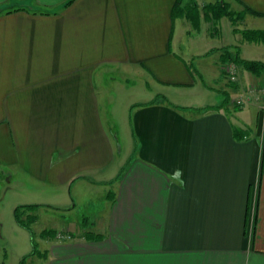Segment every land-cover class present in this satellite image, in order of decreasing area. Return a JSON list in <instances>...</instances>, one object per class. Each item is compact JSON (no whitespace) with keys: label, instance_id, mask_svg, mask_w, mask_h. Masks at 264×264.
Returning a JSON list of instances; mask_svg holds the SVG:
<instances>
[{"label":"crops","instance_id":"obj_1","mask_svg":"<svg viewBox=\"0 0 264 264\" xmlns=\"http://www.w3.org/2000/svg\"><path fill=\"white\" fill-rule=\"evenodd\" d=\"M175 1L0 0V170L58 199L27 203L77 209L46 235L45 264H264V110H197L222 94L204 99L201 54L172 47L189 24L173 7L205 3ZM224 1L264 22V0ZM112 67L145 81L126 150L102 112ZM244 71L230 90L264 82Z\"/></svg>","mask_w":264,"mask_h":264},{"label":"rangeland","instance_id":"obj_2","mask_svg":"<svg viewBox=\"0 0 264 264\" xmlns=\"http://www.w3.org/2000/svg\"><path fill=\"white\" fill-rule=\"evenodd\" d=\"M209 1L213 2L214 0H204L203 2ZM201 5L198 4L197 7L201 9ZM225 8L232 13V18L223 14L219 17L211 18L209 21L200 22L198 24L200 27L198 28H194L189 22L186 27L180 29L176 23L175 32L176 34L177 31L180 32L177 34L178 41L172 42V47L180 56L189 57L194 53L201 54L192 59L202 73L203 81L199 79L198 87L202 88L201 91L205 93L204 99H210L211 101L214 100L213 96L215 95L222 94V97L224 96L226 92L222 89L229 92V97L235 96L238 92V90H230V87L227 86L224 72L219 71V62L214 57V52L209 50L211 46L219 48V51H221V47H226L232 53L239 49V55L246 59L258 60L257 58L262 57L264 59V44L243 40L241 36V31L244 29H264V22L256 18L252 20L245 17V14L227 5ZM204 50L209 52L206 51L204 53ZM244 73L247 74L240 65H236V77L242 79L245 77ZM108 77L110 78H104V99H102L104 103L101 102L104 110L102 112L106 119L105 123H107L111 131L116 133L117 141L121 148L126 150L129 149L131 140V129L128 123V104L130 101L145 97V81L143 76L140 78L136 74H129L114 67L110 69ZM241 83H243L241 86H245V88L248 85V82L246 83L245 81ZM240 91H242V88ZM196 101H201L200 97ZM250 106L252 105L247 107L245 105V108L240 113L242 112L243 114L245 110H249L247 108H250ZM237 111L239 110L235 109L232 114L234 115ZM249 113L253 117V112ZM23 183L24 181L22 180L16 183L8 182L6 171L4 169L0 170V264H45L42 253L48 245L45 239L46 235L51 234L53 232L51 228L58 226L60 222L68 221L77 210L75 208L62 211L53 206L41 205L32 210L20 211L23 219L27 214H34L35 219H37L29 223V231L15 221L14 208L29 201L44 200L46 197L51 201L58 199L42 195L47 193V190L41 189V196L31 197L30 200L24 197V191L26 190L23 189ZM67 191H69V188L65 189V192ZM71 211L73 213H70ZM15 223L20 227L16 226ZM56 233V235H59V232Z\"/></svg>","mask_w":264,"mask_h":264},{"label":"trees","instance_id":"obj_3","mask_svg":"<svg viewBox=\"0 0 264 264\" xmlns=\"http://www.w3.org/2000/svg\"><path fill=\"white\" fill-rule=\"evenodd\" d=\"M69 0H66L65 3H67ZM177 2V0L175 1ZM176 4V3H175ZM226 5L228 6V3L224 0H214L213 2H206L205 4L201 5V9H199V7H197V5L193 2H191V5L186 8V7H179V6H174L173 7V14L175 15H182L184 17H186V19L190 22V24H192V26L194 28L198 27L199 24V19H200V13H201V17L202 19H204L205 21H209L211 20V18H215V17H219L223 14L230 16L231 17V12L226 10ZM240 13H244L243 11H239ZM241 36L243 39L248 40V41H256V42H261L264 44V29H259V28H249V29H244L241 31ZM220 60H219V64H220V68L222 67V64L225 61H231L235 64H239L243 69L249 71L250 73H252L253 75H258L262 70H264V62L261 60H256V59H245V58H241L240 56H238L237 51H235L234 53H232L230 50H228V48L226 47H222L221 51H220ZM222 71V70H221ZM236 76V75H235ZM238 77H236L234 80H226V83L229 86H236L238 85ZM249 84V83H248ZM245 89V86H239L238 88V92H240V89ZM231 97L228 96L227 93L224 94V96L222 97V101L221 104L218 105H208V106H203L200 108H197V110H203V109H219L220 108H226L225 106L228 105L229 100ZM232 109H237L241 106L238 105H231L229 104ZM244 106V105H243ZM196 109V108H195ZM234 132H236V135H238V137H241V134L239 131L234 130ZM38 204L36 203H25V204H20L17 205L14 210H13V215H14V219L17 222V224H19L20 226H23L24 228H26L27 230L30 231V226L29 223L32 220H35V215L34 214H27L26 217H24V219L21 217V213L20 211H24V210H32L35 207L37 208Z\"/></svg>","mask_w":264,"mask_h":264},{"label":"built area","instance_id":"obj_4","mask_svg":"<svg viewBox=\"0 0 264 264\" xmlns=\"http://www.w3.org/2000/svg\"><path fill=\"white\" fill-rule=\"evenodd\" d=\"M221 70L224 72L227 80H234L236 78V66L233 62L225 61L222 64ZM252 100L260 101L259 106L261 110H264V82L260 84L249 83L244 90L242 89V91L230 98L229 104L243 106ZM58 236L63 238L70 237L68 233L60 234V232Z\"/></svg>","mask_w":264,"mask_h":264},{"label":"clouds","instance_id":"obj_5","mask_svg":"<svg viewBox=\"0 0 264 264\" xmlns=\"http://www.w3.org/2000/svg\"><path fill=\"white\" fill-rule=\"evenodd\" d=\"M182 175L183 174L181 169H175L174 172L172 173L173 181L178 182L179 184H183Z\"/></svg>","mask_w":264,"mask_h":264}]
</instances>
